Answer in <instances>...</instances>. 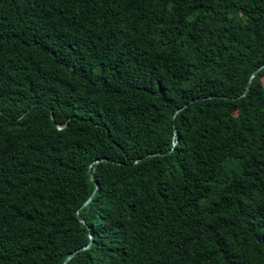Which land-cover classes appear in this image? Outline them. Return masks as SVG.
I'll list each match as a JSON object with an SVG mask.
<instances>
[{"label": "trees", "instance_id": "16d2710c", "mask_svg": "<svg viewBox=\"0 0 264 264\" xmlns=\"http://www.w3.org/2000/svg\"><path fill=\"white\" fill-rule=\"evenodd\" d=\"M263 63L264 0H0V264H264Z\"/></svg>", "mask_w": 264, "mask_h": 264}, {"label": "water", "instance_id": "95a60500", "mask_svg": "<svg viewBox=\"0 0 264 264\" xmlns=\"http://www.w3.org/2000/svg\"><path fill=\"white\" fill-rule=\"evenodd\" d=\"M263 64H264V63H263ZM263 64H262V65H263ZM262 65H260L257 69L254 70V72L251 74V77H252V75H253V74H254L259 68L262 67ZM249 81H250V79L248 80V82H249ZM247 87H248V86L245 87V89H244L242 95H244V93L246 92ZM173 135H174V138H175V140H176V139H177V133H176L175 130L173 131ZM94 162H96V160H95ZM89 177H90V179H93V177H92L91 174H90ZM96 188H97V186H96V184H94V188H93V191H92L91 195L87 198V200L83 203V205H84L86 202H88V201L90 200V198L94 195V193H95V191H96ZM73 253H74V252H71V253L65 258L63 264H65V262L68 260V258H69Z\"/></svg>", "mask_w": 264, "mask_h": 264}]
</instances>
